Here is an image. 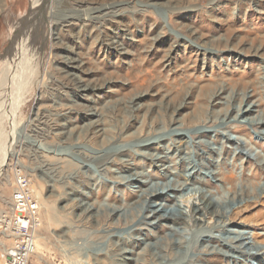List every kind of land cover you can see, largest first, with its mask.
Listing matches in <instances>:
<instances>
[{"label": "rangeland", "instance_id": "obj_1", "mask_svg": "<svg viewBox=\"0 0 264 264\" xmlns=\"http://www.w3.org/2000/svg\"><path fill=\"white\" fill-rule=\"evenodd\" d=\"M32 1L0 0V62L18 47L33 69L17 85L19 104H0V219L22 170L39 205L30 264L114 263L121 246L129 264L145 253L156 264H264V0H104L114 13L51 32L48 16L73 17L99 0L74 8L42 0L34 19ZM114 159L122 181L102 166ZM154 191L161 198L150 204L145 194ZM196 191L204 194L197 207L215 213L205 221L219 228L184 223L179 197ZM148 207L163 218L146 222ZM224 219L239 231L223 230ZM131 227L140 229L134 251L120 244ZM206 236L214 251L201 252ZM167 241L173 258L163 254ZM12 242L0 232V264ZM226 243L229 252L220 251Z\"/></svg>", "mask_w": 264, "mask_h": 264}, {"label": "bare ground", "instance_id": "obj_2", "mask_svg": "<svg viewBox=\"0 0 264 264\" xmlns=\"http://www.w3.org/2000/svg\"><path fill=\"white\" fill-rule=\"evenodd\" d=\"M76 0H69V7L73 6L74 8V3H75ZM104 0H99V2L96 4L97 6H92L91 8H89V10L87 11H80L78 14H74L73 17L70 15V16H66L60 20H56L53 16H48L49 19H51L52 23L50 22L49 25H47L45 27V30L46 31H49L51 32L53 28H59V27H63V26H67L68 28H71L74 26V24H83L85 25L86 23H91L92 25V22L93 20H100V18L103 16L102 14H105V13H108V14H111V13H114V11H116V7H115V4H112V5H106L103 3ZM76 4V3H75ZM46 1H42V0H33L32 1V5H31V11H30V16L32 19H34L36 17V15H39V14H44L45 10H46ZM87 7V6H86ZM49 8V7H48ZM87 9V8H86ZM118 11V10H117ZM90 12H92L93 14H95L96 16L93 18L91 17L90 15ZM49 14L51 15V13L49 12ZM106 14V15H108ZM113 15V14H112ZM93 16V15H92ZM106 17V16H105ZM109 17V16H108ZM55 19V20H54ZM106 19V18H105ZM25 21V20H24ZM32 21V20H31ZM56 21V22H54ZM29 22V21H28ZM95 23V22H94ZM94 25V24H93ZM96 25V24H95ZM89 27V25L87 26ZM94 26H92L93 28ZM95 28V27H94ZM62 29V28H61ZM20 33V30L17 28L16 29V34H15V37L13 38L14 41H17L18 39V36H19ZM21 36V35H20ZM80 38V37H79ZM20 39V38H19ZM39 43V42H38ZM28 44V43H27ZM18 48V47H17ZM17 48H13L12 49V52H10V55L7 56L5 59H2V61L0 62V104L1 105H5L6 108H10V107H14L15 104H19V102L14 98L15 94H16V89H17V85L19 84L21 78L27 76V75H30V71L29 70H33L30 68V65L28 64V62L26 61V53L24 54L23 52L17 50ZM24 49V48H23ZM32 58V57H31ZM34 60V59H33ZM36 60V59H35ZM68 72V71H67ZM20 78V79H19ZM25 79V78H23ZM27 80V79H26ZM25 81V80H24ZM23 85V84H22ZM25 88V87H24ZM85 89V88H84ZM21 91V90H20ZM24 91V90H22ZM20 97H22L20 95ZM22 100V99H21ZM23 102V101H22ZM21 102V103H22ZM3 103V104H2ZM138 103V99L134 100L133 101V104L136 105ZM23 104V103H22ZM21 105V104H20ZM4 107V108H5ZM136 107V106H135ZM18 108V107H17ZM134 108V107H133ZM132 109V108H131ZM1 110V109H0ZM13 110V109H12ZM11 111V110H10ZM241 112V111H240ZM248 112V111H247ZM234 113V112H233ZM246 113V111H245ZM244 113V114H245ZM13 114V113H12ZM244 114H242V118L245 120V119H248L249 117L248 116H245ZM13 116V115H12ZM214 117V116H213ZM228 117V116H227ZM238 120V116L237 117H232V119H228L227 120V124H231L232 121H237ZM261 123V126H259L260 124H257V123H254L255 125L257 124V128L259 130H261V132L264 131V128L262 125H264V123L260 122ZM229 131L228 129H225V131L223 133H221L223 135V137L227 138L228 141H231L232 139L230 138L229 136ZM123 133V132H122ZM120 137L122 136L121 134L119 135ZM119 137V138H120ZM118 138V139H119ZM182 140V139H181ZM227 142V141H226ZM233 142V141H232ZM241 142V141H240ZM242 144H244V142L242 141ZM235 145H236V148L239 149V142H235ZM39 147V146H38ZM179 150V149H178ZM142 156H146V157H151L150 154L146 153V151H142V153L140 154ZM179 156V155H178ZM210 157H212V154L210 153ZM15 158L17 159L18 158V153L15 155ZM153 159V157H152ZM203 159V158H202ZM156 160V159H155ZM159 160V159H158ZM160 161V160H159ZM264 161V159H263ZM201 162V161H200ZM117 161H115V159L111 162V164L109 165L108 163L106 165H102L104 167V171L107 173V174H110L111 176V179H116L118 181H122L123 180V177L121 175H115L113 173V165L116 164ZM154 163V162H153ZM207 164V167H208V170H210L212 168V163L211 161L209 160V162H206ZM202 164V162L200 163ZM190 165V164H189ZM213 170V169H212ZM174 171H177L176 169ZM190 173L192 172H195L196 171V167H192L190 169ZM215 171V170H213ZM182 172H176V174H173V178L175 180V182L179 183V179L180 177H182ZM144 174V173H143ZM142 174V175H143ZM138 176H141V175H138ZM95 177V176H94ZM93 177V180L97 181L98 178H95L94 179ZM141 180H144V183L146 182H150V178L149 177H144L142 178ZM115 181V180H114ZM189 181V179L185 180L184 182L181 183V185L178 187L181 188V187H184L185 184H187ZM191 183V182H190ZM132 186V185H131ZM175 190L177 188H174ZM177 189V190H178ZM182 189V188H181ZM180 189V190H181ZM179 190V191H180ZM146 196L145 197H149L146 198V200H149L150 204H157L158 201H160V198H161V194L158 193L157 191L155 192H151V193H146L145 194ZM144 197V199H145ZM181 199L180 203L181 204H185L186 205V209H187V214L185 215V220H184V223L187 224V223H194L193 226L196 227L198 226L199 228L201 229H217L219 228L218 226V222L216 220V225L212 226V224L210 225L209 222H206L205 221V216L206 214H211V215H214L215 213L214 212H211V213H208V211H205V208H199L197 207V204L198 203H201V201H203V198H204V194H201L199 193V191H196L194 194L192 195H189V197L187 199H183V196L180 195L179 197ZM74 199V198H73ZM145 200V201H146ZM78 207V206H77ZM115 208H118V207H115ZM81 211L83 212H89L90 211V208L89 207H84V208H81ZM119 213V212H118ZM118 213L116 215H118ZM120 214V213H119ZM217 214V213H216ZM110 217V216H109ZM87 218V217H86ZM89 218V217H88ZM145 221L146 222H150V223H154V221H157V220H160L163 218V216L156 210V209H153L151 207H148L146 213H145ZM135 219V216H133V219ZM222 219V218H221ZM109 220V219H108ZM218 221H219V218H218ZM222 220L221 222H223L221 225H222V228L223 230L225 229H228L229 228V220L225 221ZM120 222V221H119ZM135 222V221H134ZM131 223V222H130ZM129 223V224H130ZM123 224V223H122ZM131 225V224H130ZM133 225V224H132ZM136 225V224H135ZM189 225V224H188ZM126 226V225H125ZM145 226V225H144ZM231 226V225H230ZM139 227V226H138ZM233 227V226H231ZM189 229V228H188ZM206 229V230H207ZM233 230L235 231H239V229H236V227H233L232 228ZM139 231L140 229L139 228H132L131 227V233H129V238H123V241H119L120 244H127L129 243L130 246L129 247H132V251H134L136 249V247L140 246V241H139V238L136 239L139 235ZM141 236V235H140ZM136 237V238H135ZM142 238V237H141ZM213 239H215L214 237H210V236H206V237H202V241H201V252L206 249L208 252H210L211 250L214 251L215 249L214 248H209L210 245H212L211 243H213ZM144 242V241H142ZM228 242H230L231 244L230 245H233V250H236L237 252H241V253H246L245 250L242 249V245L241 244H235L234 240H229ZM117 243V242H116ZM116 245V244H115ZM125 247L122 248H118L117 251L119 252V260L117 259L114 263H110L109 261H107V263H105L104 261H100L99 264H129L128 261H129V258L128 256H124L123 253H125L124 251ZM220 251H226V252H229V245L227 246V243L225 245H222L221 248H220ZM200 252V253H201ZM217 252V251H216ZM152 253V252H150ZM175 253V244L174 242H171V241H167V243L165 244L164 246V250H163V254L166 255V257H172ZM204 253V252H203ZM117 254V253H116ZM202 254V253H201ZM200 254V255H201ZM240 254V253H239ZM133 257V256H132ZM141 258V257H138V259ZM173 258V257H172ZM251 260L252 261H259V257L257 255H252L250 256ZM170 259V258H169ZM89 260V259H88ZM97 260V259H96ZM132 260V259H131ZM137 260V259H136ZM135 261V260H133ZM113 262V261H112ZM158 262L157 260V256L155 254H149V253H145L142 255V263L141 264H156ZM194 263L195 264H203V261L202 260H199L198 258L196 260H194ZM132 264V263H131ZM139 264V263H137ZM191 264V262H190ZM237 264V263H236Z\"/></svg>", "mask_w": 264, "mask_h": 264}, {"label": "built area", "instance_id": "obj_3", "mask_svg": "<svg viewBox=\"0 0 264 264\" xmlns=\"http://www.w3.org/2000/svg\"><path fill=\"white\" fill-rule=\"evenodd\" d=\"M15 188L11 208L0 219V232L13 237L4 264H30L37 247L39 205L22 170L15 171Z\"/></svg>", "mask_w": 264, "mask_h": 264}]
</instances>
